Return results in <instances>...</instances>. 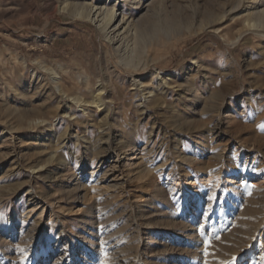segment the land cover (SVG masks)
<instances>
[{
    "label": "rangeland",
    "instance_id": "obj_1",
    "mask_svg": "<svg viewBox=\"0 0 264 264\" xmlns=\"http://www.w3.org/2000/svg\"><path fill=\"white\" fill-rule=\"evenodd\" d=\"M63 1L0 0V264H264V0Z\"/></svg>",
    "mask_w": 264,
    "mask_h": 264
},
{
    "label": "bare ground",
    "instance_id": "obj_2",
    "mask_svg": "<svg viewBox=\"0 0 264 264\" xmlns=\"http://www.w3.org/2000/svg\"><path fill=\"white\" fill-rule=\"evenodd\" d=\"M83 1V0H82ZM101 1V0H100ZM118 0H109L107 1L106 4H103V2H94V3H89L87 1V3H71L69 0H64L63 1V6L60 7V10H65V11H69L72 15L77 16L83 20L86 21H92L93 24L97 25V28L104 33V35L110 40V41H116L119 37L122 36H126L128 34H134L136 37H138V31L140 29V24L136 23V21L138 20H134L132 17L127 16V14H125L124 10L125 7L123 6L124 3L123 2H127L132 3V1L134 0H123L122 4L120 5V3H117ZM112 2H116L115 4H113ZM142 2V1H141ZM150 3V2H149ZM258 4V2H256ZM141 7V6H140ZM252 14V13H251ZM141 18V17H140ZM158 18V17H157ZM142 20V19H141ZM247 20V19H246ZM140 22V21H139ZM247 22V27L248 30H252L254 32H256L257 34H264V8H259L256 6L255 8V13L252 15V17H250V19H248ZM183 24V23H182ZM142 25V24H141ZM173 27V26H172ZM199 27V26H198ZM142 30H144L142 28ZM141 33V31H139ZM144 32V31H143ZM145 36L146 33H144ZM149 34V33H148ZM129 35V36H130ZM138 35V36H137ZM152 35V34H151ZM150 35V38H151ZM243 34L240 33V35L238 36V39L242 36ZM131 37V36H130ZM140 37V36H139ZM123 38V37H122ZM136 39V38H135ZM134 39V40H135ZM139 39V38H138ZM124 40V39H122ZM137 41V39H136ZM135 41V42H136ZM141 43H143V47H142V51H145V48L147 47V41L146 38H144L143 34L141 35ZM139 41V42H140ZM122 42V41H121ZM138 42V41H137ZM136 42V44H137ZM124 43V42H123ZM140 43V44H141ZM114 44V43H113ZM117 44V43H116ZM115 44V45H116ZM134 44V43H133ZM120 45V44H119ZM138 45V44H137ZM124 46V44H123ZM141 46V45H140ZM118 47V46H117ZM133 47H135L133 45ZM120 48V47H119ZM123 48V47H122ZM140 48V47H139ZM138 48V49H139ZM127 50V49H125ZM135 50L136 47H135ZM140 50V49H139ZM123 51V50H122ZM134 51V50H133ZM127 51H125L124 53H122V61L126 64H132L135 65V58L132 57H128ZM130 53V51H128ZM136 52H139L138 50ZM128 53V54H129ZM133 56V55H132ZM44 66V64H43ZM47 68V67H46ZM50 68V67H49ZM49 71V69H48ZM52 72L54 75V80H56L58 74L57 71L54 70L52 68ZM60 87V86H59ZM58 88V86H57ZM60 88H58L59 90ZM102 88H100L101 90ZM61 91V90H60ZM102 91V90H101ZM97 92V94H95L94 99L92 100V103L94 104H100L102 103V99H101V95L100 92ZM153 91V90H152ZM152 91H150V93H152ZM91 103V102H90ZM39 122V121H38ZM217 153V152H216ZM220 154V153H219ZM245 173H243L244 175ZM237 179V175L236 173H234L233 175H230L228 178V182L229 183H234Z\"/></svg>",
    "mask_w": 264,
    "mask_h": 264
},
{
    "label": "snow or ice",
    "instance_id": "obj_3",
    "mask_svg": "<svg viewBox=\"0 0 264 264\" xmlns=\"http://www.w3.org/2000/svg\"><path fill=\"white\" fill-rule=\"evenodd\" d=\"M219 237H217L218 239ZM236 260V257H233V262ZM224 264H232V262H224Z\"/></svg>",
    "mask_w": 264,
    "mask_h": 264
}]
</instances>
